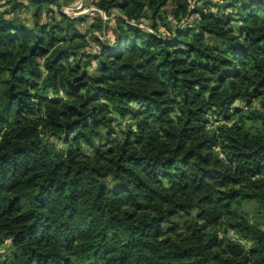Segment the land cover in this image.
<instances>
[{"label": "trees", "instance_id": "trees-1", "mask_svg": "<svg viewBox=\"0 0 264 264\" xmlns=\"http://www.w3.org/2000/svg\"><path fill=\"white\" fill-rule=\"evenodd\" d=\"M222 1L97 0L91 53L0 0V264H264V0Z\"/></svg>", "mask_w": 264, "mask_h": 264}, {"label": "rangeland", "instance_id": "rangeland-1", "mask_svg": "<svg viewBox=\"0 0 264 264\" xmlns=\"http://www.w3.org/2000/svg\"><path fill=\"white\" fill-rule=\"evenodd\" d=\"M25 1V0H23ZM210 5L208 6L209 8H207L211 11V12H215V8L216 5H224L225 2H223L222 0H209ZM94 2H97V0H60V6L58 7H53L54 11H59L61 14L66 15L70 18H83L84 21L80 22L79 24L76 25L77 28V33L82 34V35H86V41L89 43V46L92 47V49H90V47L88 48V51H90L91 53H96L98 51V46L94 43H92V38L93 36H95L98 40H100L101 42H105L108 41L109 43H111V28L115 26V21L118 17V12L117 11H112L110 15H106L104 12H102V15L105 17V19L102 21L107 23L108 25V29L107 32H105V30H103L102 33H99L97 31H93L88 33V28L89 26L93 23L90 22L92 19V7H95ZM2 3V2H1ZM213 9V10H212ZM31 11V10H30ZM28 10H24L21 11L20 13H17L16 15L18 17L21 18H26V19H30V14L31 12ZM30 13V14H29ZM48 19L47 18H43L42 17V22L41 23H47ZM90 23V24H88ZM146 23L144 24V26H142L143 28L145 27V29H149V27L146 25ZM165 27L160 26L158 28L159 32L164 34L165 33ZM239 107V105L237 106ZM126 120L124 121V123L126 124ZM210 128H213V124H211L209 126ZM59 146V144H57ZM168 226H165V228H167ZM219 235L220 237H222L223 232L221 231V229H219ZM229 237H231L232 239L234 238L233 234L228 233L227 234ZM9 244V242H7V245Z\"/></svg>", "mask_w": 264, "mask_h": 264}, {"label": "built area", "instance_id": "built-area-1", "mask_svg": "<svg viewBox=\"0 0 264 264\" xmlns=\"http://www.w3.org/2000/svg\"><path fill=\"white\" fill-rule=\"evenodd\" d=\"M96 14H98L100 16V18H102L103 20L105 19V17L102 15V12L100 10H98L96 7H92V13H91L92 19L90 22H93L94 16ZM88 24H90V23H88ZM140 27H142V26H140Z\"/></svg>", "mask_w": 264, "mask_h": 264}, {"label": "water", "instance_id": "water-1", "mask_svg": "<svg viewBox=\"0 0 264 264\" xmlns=\"http://www.w3.org/2000/svg\"><path fill=\"white\" fill-rule=\"evenodd\" d=\"M113 32H114V35H115L116 39H118V40H119L120 38H119V36H118V34H117V31H116V30H114Z\"/></svg>", "mask_w": 264, "mask_h": 264}]
</instances>
